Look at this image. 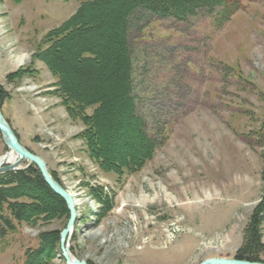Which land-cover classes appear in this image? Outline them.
Segmentation results:
<instances>
[{
	"label": "rangeland",
	"instance_id": "rangeland-1",
	"mask_svg": "<svg viewBox=\"0 0 264 264\" xmlns=\"http://www.w3.org/2000/svg\"><path fill=\"white\" fill-rule=\"evenodd\" d=\"M242 3L221 28L220 9L184 22L134 16L137 108L160 144L139 169L120 173L90 154L85 123L71 115L57 76L38 57L48 33L76 13L80 0H0V85L7 92L1 109L20 142L78 203L70 243L76 258L199 264L235 257L254 214L264 242V0ZM128 132L124 140L136 142ZM10 152L0 134V157ZM69 217L13 220L14 229L0 235V264H27L41 235L61 236ZM43 257L67 264L60 240Z\"/></svg>",
	"mask_w": 264,
	"mask_h": 264
},
{
	"label": "trees",
	"instance_id": "trees-1",
	"mask_svg": "<svg viewBox=\"0 0 264 264\" xmlns=\"http://www.w3.org/2000/svg\"><path fill=\"white\" fill-rule=\"evenodd\" d=\"M242 7V0H80L76 13L48 33V45L38 57L57 76L59 92L71 115L85 123L81 136L104 169L120 173L137 170L160 144L148 135L137 108L130 37L134 16L146 21L170 17L184 22L201 10L220 9L216 26L221 28ZM6 98L0 85V107ZM90 106L95 108L88 115ZM130 129L137 134L136 142L124 140ZM23 197L31 201H19ZM38 214H69L66 201L48 185L40 169L30 164L0 173V235L14 229L13 220L31 222ZM253 218L235 257L264 262L257 215ZM41 239V247L29 256L27 264H48L43 256L54 254L60 231L44 232Z\"/></svg>",
	"mask_w": 264,
	"mask_h": 264
},
{
	"label": "water",
	"instance_id": "water-1",
	"mask_svg": "<svg viewBox=\"0 0 264 264\" xmlns=\"http://www.w3.org/2000/svg\"><path fill=\"white\" fill-rule=\"evenodd\" d=\"M0 134L12 152H16L19 156L18 160L14 163H2L0 164V173L6 171H12L18 168L22 161L28 160L31 163L37 165L40 169L45 181L48 185L65 201L68 206L70 217L67 223V226L62 230L60 236V244L62 255L66 260L67 264H88L86 260L76 258L71 253L70 243L71 237L73 234V229L77 220V208L74 201L73 195L65 189V187L55 179V177L49 171L46 161L39 155L32 152L30 149L25 147L18 137V135L13 130L10 123L5 118V115L2 112L0 107ZM8 155V154H7ZM5 155V156H7ZM199 264H264L263 261H251L247 259H240L237 257H210Z\"/></svg>",
	"mask_w": 264,
	"mask_h": 264
},
{
	"label": "bare ground",
	"instance_id": "bare-ground-1",
	"mask_svg": "<svg viewBox=\"0 0 264 264\" xmlns=\"http://www.w3.org/2000/svg\"><path fill=\"white\" fill-rule=\"evenodd\" d=\"M7 155V154H5ZM3 155L2 157H0V164L2 163H14L18 160L19 156L17 155L16 152H10L7 156ZM76 205H78V203H76Z\"/></svg>",
	"mask_w": 264,
	"mask_h": 264
}]
</instances>
